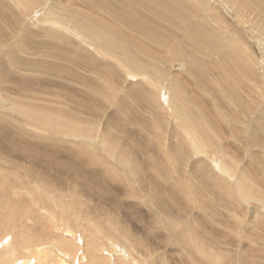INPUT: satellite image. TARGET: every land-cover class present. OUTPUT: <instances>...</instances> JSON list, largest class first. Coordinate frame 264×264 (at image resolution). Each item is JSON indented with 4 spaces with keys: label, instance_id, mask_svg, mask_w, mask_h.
I'll list each match as a JSON object with an SVG mask.
<instances>
[{
    "label": "rangeland",
    "instance_id": "rangeland-1",
    "mask_svg": "<svg viewBox=\"0 0 264 264\" xmlns=\"http://www.w3.org/2000/svg\"><path fill=\"white\" fill-rule=\"evenodd\" d=\"M97 1L22 8L0 0V174L8 188L0 201L17 202L22 220L5 228L0 220V239L23 264H264L263 19L247 5L234 3L239 14L230 2L188 0L200 15L190 21L206 23L207 40L222 52L212 57L222 63L231 53L247 63L235 83L208 62V50L198 51L203 29L163 21L150 0H106V8L134 7L132 19L152 29L143 37L122 27L145 65L139 73L53 23L60 14L116 24ZM172 86L207 122L211 142L192 140L195 128L186 124L189 112H175ZM33 196L38 213L28 215ZM46 216L49 232H40ZM21 228L47 256L21 248ZM64 238L71 249L58 248Z\"/></svg>",
    "mask_w": 264,
    "mask_h": 264
},
{
    "label": "bare ground",
    "instance_id": "bare-ground-1",
    "mask_svg": "<svg viewBox=\"0 0 264 264\" xmlns=\"http://www.w3.org/2000/svg\"><path fill=\"white\" fill-rule=\"evenodd\" d=\"M14 1H17L18 4L22 8H25V7H28L29 4L35 3L36 0H14ZM104 1H106V0H98L97 3L95 2V4L102 10L107 9V12L110 13L111 17L113 18V20L116 24H111L109 22L102 23V22H99L97 20H92L91 18H88V17L87 18L86 17L76 18V16H65V15H60V14H58L57 18H56V16H53V17H55V20H53L54 21L53 23L60 25V26L67 25L70 27L71 31L73 30L76 33H79V32L84 33L85 36L87 37V39L90 40V42L92 44H94L95 46H98V48H101V50L103 51V53H102L103 56H106V57H115L116 56L117 58L115 60L121 66H124L125 65L124 63H129V65H130L129 70H133V71H137V72L139 71V73H140V71H145V69H146L145 65L143 66L141 64V62H139L137 60V57L132 54V52L129 50L128 46L124 43V38H123L124 34L122 33V27L123 26L127 27L131 31L136 32L137 34H140L143 37H145V36L152 37L150 35L151 34L150 31L152 30L151 27L146 22H142L141 20H140V22H138V21H134L132 19V15L136 12L134 7H132V6L126 7L124 9V12H122L121 10H116L115 7L112 8L111 5H110V7L106 8L107 4ZM221 1H223L225 3H228V2L232 3L233 6L236 7L237 12L239 14H241L240 9L242 8V6L247 5L249 8L256 10L259 13V16L264 21V0H221ZM234 3L237 4L240 7V9L238 6L234 5ZM92 4H93V2H92ZM148 4L153 5V6H149V8H150L149 10L151 11V13L155 14V16L156 15L159 16L160 19H162L165 22L172 19L171 21L174 23L175 26H179V27H183V26L186 27L187 26V27H190L189 30H191V31H194L195 27L198 28L199 30L203 29L204 34H203V36L199 37V42L201 44L199 42L197 43L199 46H201L200 48H198V51L200 53L204 54L206 52V50H208V52L211 53V56L206 54L208 57V62L210 64L214 65L215 67L224 66V68H225L224 71L228 72L227 75H230L232 80L235 83H236V81L240 80L241 75H243V76L245 75V72H247L246 69L248 68V66H247L246 62H244L241 58H239V56H238V59H234V61H232L231 59H233L232 58L233 55L231 53H228L227 55H225L223 57V59L225 61L223 60L222 63L217 62L216 58L212 57L213 53H216V51H218V50L216 48L215 49L213 48L214 42H212L213 43L212 44L206 38V35L209 33V31L205 27L206 23H204L202 21H199V22L190 21L194 16H197V17L200 16V15H198L199 11H198L197 6H194L193 4L188 2V0L187 1L186 0H150ZM148 4L147 5L140 4V6L143 8H148ZM228 5H229V3H228ZM199 9H201L200 6H199ZM50 14L51 15L55 14V12H49V15ZM202 20H203V18H202ZM158 21H160V20L157 19V22ZM89 22H93V23H89ZM263 25H264V23H263ZM205 31L208 33H206ZM190 36L194 37V35H190ZM190 38L193 39L192 37H190ZM149 40L155 41L156 39L155 40L149 39ZM157 43L159 44L158 41H157ZM171 43H172V41L169 43L170 47L174 50V45H171ZM175 47H177V46H175ZM175 49H177V48H175ZM218 52H219V56L221 57L222 52L221 51H218ZM200 67H201V65H200ZM202 67L204 68V65H202ZM194 70H196V69H194ZM194 70H192V71H194ZM196 74H198V73H196ZM199 74L202 78H204V79L206 78L205 71L200 70ZM224 84H226V82H224ZM227 84L230 85L229 81L227 82ZM232 86L233 85L231 84V86H229V87L232 88ZM139 99H141V98H139ZM170 99H171V103L175 107V112L177 110H179L178 115H181L182 113L185 114V111L189 112L187 115V123L186 124L187 125L190 124V125H192L191 127L195 128V130L193 131V134L192 135L190 134L192 137V140L194 142H197V144L200 146L205 145V144L201 143V141L204 143L211 142L212 138L208 135L210 128L209 129L207 128V126H208L207 122L203 119H200V117L198 118L197 117L198 115L196 113H191V110H190L191 107L189 105H187V103H184V100L180 94V89L177 86H172ZM166 100H168V96H167ZM177 117H179V116H177ZM54 119H55V116H54ZM56 122L58 123V121H56ZM37 123H38V121H37ZM64 127L65 126H63V129H64ZM67 128H69V127H67ZM71 128L74 129L73 127H70V129ZM193 137H195V138L193 139ZM199 138L201 141L198 142L197 140ZM3 175L4 174L1 172L0 177L3 178L4 177ZM244 180H245L244 178H243L242 182L240 180V184L243 183V186H244ZM7 190H8V188H6V183H5L4 178H3V180H0V200H2L5 197ZM35 194L38 197V200L43 196V193L38 192V190L35 191ZM34 199H35V197L33 196V198L30 200V203H27V204L25 203L26 205H24L25 207H23L24 212L27 213L28 215H30L32 213H38L37 209L35 211L33 210L32 204H34ZM23 200H25V199H23ZM26 200H28V199H26ZM0 202H2V204H3V205H0V210L4 209V211L0 214L2 217V219H0V220L4 225V226H2V228H5V225L7 226V225L16 224V223L17 224L20 223V225H21L22 220L20 219V217L17 216L19 209H16L17 207L16 208L14 207V206H16L15 204L17 202L12 203L10 196H8V198L5 201H0ZM7 202H11L13 207L11 209L5 211V208L7 207L6 206ZM46 219L48 222H45L44 224L39 223V225H40L39 231L40 232H49V227L51 225L52 220H51V217H47V216H46L45 220ZM36 221L40 222L42 220H40V218L38 217ZM21 230H25V229L21 228ZM62 232H63V234L61 236L68 233V231H66V230H63ZM26 233L27 232L25 230L24 237L26 239L23 238L21 236V234L18 237L19 238L18 242L21 244V248H23L24 246H35L33 251L36 252V254L38 256H41V255L47 256V254H45V253H47V251H45V249L42 248V245H44V243L36 244L33 242H29L28 239L30 240V234L27 233V236H26ZM66 240H67V238L59 239V241H57V243L59 245H57V244L56 245L58 246L59 249H61L60 247H64L63 244H65L67 247H69V249H71V245L68 244V242ZM2 246H5V247L8 246V248H6L2 253H0V264H13L15 262L17 264H23L24 259H22L23 257H19L16 255V253L14 251L15 247H14L13 243L11 244L10 241L8 243L6 238L0 239V247H2ZM89 247H91V246H89ZM97 262H99V261H97ZM90 264H92V262Z\"/></svg>",
    "mask_w": 264,
    "mask_h": 264
}]
</instances>
